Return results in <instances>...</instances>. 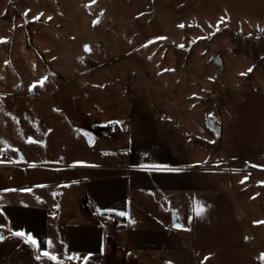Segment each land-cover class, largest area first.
I'll use <instances>...</instances> for the list:
<instances>
[{
	"label": "rangeland",
	"instance_id": "1",
	"mask_svg": "<svg viewBox=\"0 0 264 264\" xmlns=\"http://www.w3.org/2000/svg\"><path fill=\"white\" fill-rule=\"evenodd\" d=\"M0 37V202L39 180L12 198L75 211L64 165L119 149L132 123L177 136L189 161L177 189L95 212L82 242L50 239L59 264H264V0H0Z\"/></svg>",
	"mask_w": 264,
	"mask_h": 264
},
{
	"label": "crops",
	"instance_id": "2",
	"mask_svg": "<svg viewBox=\"0 0 264 264\" xmlns=\"http://www.w3.org/2000/svg\"><path fill=\"white\" fill-rule=\"evenodd\" d=\"M132 126L135 131L132 128L127 132H117L121 141L119 149L114 146L103 148L93 153L88 161L84 159V163L64 165L72 167L74 171L64 176L61 183L70 188L78 186L79 189L74 198L75 211L67 207L68 205L65 206L70 204L67 200L63 204L60 201L51 206L48 201L37 200L33 196L24 202H16L12 198L14 193L23 191L31 193L37 188V183H42L39 180L27 183L26 186H16L14 190L8 192L10 196L12 195L9 202L1 199L3 202H0V224L3 227H0V231L3 233V239L0 240V264H42L35 257V251L41 253L44 249L48 250L49 239L56 236L62 238L67 232V235L77 237L81 241L88 236L87 233L90 236L96 232L95 226L93 232L91 230L92 224L95 225L97 222L92 217L95 212L115 210L130 215L133 210H137L135 207H139L141 195H148L145 191L148 187L150 192L156 187L167 186L164 189H177L176 181L169 172L190 166L183 141L175 135L161 131L147 132L140 123H132ZM125 133H130L132 142L129 145L125 142L127 138H122ZM104 140L107 141L105 138ZM119 151L126 152L118 153ZM157 163L171 167L170 169L153 167ZM125 165L130 166L133 171L128 175L121 173L116 175L115 167ZM82 196L87 197L91 214L84 212ZM59 199H64L62 192ZM16 230L31 233L38 242H43L40 248L26 243L24 238L14 236L13 232ZM80 241L78 245L81 244ZM91 242L90 237L89 246Z\"/></svg>",
	"mask_w": 264,
	"mask_h": 264
},
{
	"label": "snow or ice",
	"instance_id": "3",
	"mask_svg": "<svg viewBox=\"0 0 264 264\" xmlns=\"http://www.w3.org/2000/svg\"><path fill=\"white\" fill-rule=\"evenodd\" d=\"M49 19H51V18H49ZM94 23H95V21H94ZM180 26L183 27L184 25L181 24ZM5 39H6V37H0V41H3ZM183 46L184 45H180V47H183ZM84 48H85L86 51H90L91 50L90 47H89V45H87V44L84 45ZM5 63H7V61ZM250 70L251 69H249V71ZM44 79H46V78H42L38 83L42 84ZM34 86L35 85H32L31 87H34ZM153 167L161 168V169H170L171 166L170 165H165V164H159V163H157V164H154ZM110 211H115V210H110ZM118 214L120 216H126L127 215V213H125L124 211H119ZM133 223H134V221H133ZM253 223H264V221H254ZM175 226L177 228L182 227V225H179V224H177ZM0 227H3V225L0 224ZM13 235L16 236V237L24 238L25 241H26V243H28V244H30V245L38 248V249L40 248V244L43 243V242H38V240H37L36 237H34L31 233H26L23 230H16V231H14L13 232ZM2 238L3 237H0V239H2ZM47 243L48 244H51L52 241L49 239L47 241ZM41 255L44 256V257H47L50 261H57V264H59L58 257H57V255L54 252L49 251L47 249H44V250H42ZM73 255H76V254L73 253ZM37 258L39 259V257H37ZM261 258L264 259V253L261 254ZM84 259L87 260L88 259V256L85 255L84 256Z\"/></svg>",
	"mask_w": 264,
	"mask_h": 264
},
{
	"label": "water",
	"instance_id": "4",
	"mask_svg": "<svg viewBox=\"0 0 264 264\" xmlns=\"http://www.w3.org/2000/svg\"><path fill=\"white\" fill-rule=\"evenodd\" d=\"M213 63L218 67V72L221 73V71L223 70V62H222L221 58L220 57H216L213 60ZM207 124L214 130L218 129L215 126V123H214V121L212 119H208L207 120ZM83 136H84L85 141H86L87 144H91L95 140V137L90 135V134H88V133H84ZM172 218H173V223L172 224H173L174 227H176L175 225H177V224L181 225V222H180L179 218L175 214H173ZM0 237H3V233L1 231H0ZM2 239H0V240H2Z\"/></svg>",
	"mask_w": 264,
	"mask_h": 264
},
{
	"label": "trees",
	"instance_id": "5",
	"mask_svg": "<svg viewBox=\"0 0 264 264\" xmlns=\"http://www.w3.org/2000/svg\"><path fill=\"white\" fill-rule=\"evenodd\" d=\"M102 129H107V127H104ZM117 131H119V130L117 129ZM81 203H82V207H83L84 212L87 214H91V208H90V205H89V202H88V199L86 196H82ZM103 214L109 215L110 217L115 218V219L117 218V215L113 212H105Z\"/></svg>",
	"mask_w": 264,
	"mask_h": 264
},
{
	"label": "built area",
	"instance_id": "6",
	"mask_svg": "<svg viewBox=\"0 0 264 264\" xmlns=\"http://www.w3.org/2000/svg\"><path fill=\"white\" fill-rule=\"evenodd\" d=\"M104 137H105V139H108V140L111 139V135L110 134H107ZM109 225L112 226V222H109Z\"/></svg>",
	"mask_w": 264,
	"mask_h": 264
}]
</instances>
